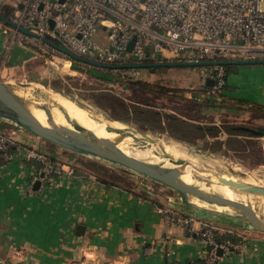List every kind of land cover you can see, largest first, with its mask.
<instances>
[{
    "label": "crops",
    "instance_id": "1",
    "mask_svg": "<svg viewBox=\"0 0 264 264\" xmlns=\"http://www.w3.org/2000/svg\"><path fill=\"white\" fill-rule=\"evenodd\" d=\"M33 60H41L34 49L19 43L8 49L7 36L0 33L2 71L12 73L17 67L32 65ZM238 69L239 78L234 80L237 90L225 95L248 99L264 114V75L257 77L258 69L254 67ZM248 74L254 80H246ZM230 78L228 74L227 81ZM194 122L203 125L202 121ZM14 133L18 139L14 147L17 158L0 170V264L202 263L206 247L198 232L206 224L219 231L220 240L228 238L235 246L216 264H264V232L243 222L197 211L183 202L176 208L196 218L195 231L167 223L156 211L157 203L150 200L154 194L149 187L105 182L72 164L71 158L59 162L71 174L53 175L38 190L33 185L29 191L40 165L25 158L26 148L43 145L34 136L17 130ZM60 148H49L54 159L67 156L62 151L67 149ZM85 247L98 257L96 261L82 262Z\"/></svg>",
    "mask_w": 264,
    "mask_h": 264
},
{
    "label": "built area",
    "instance_id": "2",
    "mask_svg": "<svg viewBox=\"0 0 264 264\" xmlns=\"http://www.w3.org/2000/svg\"><path fill=\"white\" fill-rule=\"evenodd\" d=\"M0 14L16 25L0 19V33L7 36V48L15 43L31 47L35 41L41 46L42 56L59 54L69 58L48 42L51 41L108 65L138 64L146 59L192 63L264 59V0H0ZM101 31L107 33L106 45L94 40ZM207 68L208 93L217 96L228 83L225 66ZM107 70L137 80L141 69ZM17 142V138L0 129V170L17 158ZM25 158L40 165L29 191L37 180L43 184L53 175L72 173L36 148H26ZM156 211L167 223L195 231L194 216L170 205L156 206ZM198 235L206 247V264L217 263L218 249L229 254L235 247L228 238L220 240L219 231L210 224ZM97 258L88 247L82 249L83 263Z\"/></svg>",
    "mask_w": 264,
    "mask_h": 264
},
{
    "label": "rangeland",
    "instance_id": "3",
    "mask_svg": "<svg viewBox=\"0 0 264 264\" xmlns=\"http://www.w3.org/2000/svg\"><path fill=\"white\" fill-rule=\"evenodd\" d=\"M106 35L105 31H101L95 36L94 40L106 45ZM40 47L38 42L35 41L31 46L40 55L41 60L39 62L33 60L35 63L32 62V65L17 67L12 73L10 70L2 71L0 69V80L31 83L43 85L52 90L55 89L65 96L86 105L87 109L94 115L110 123L117 122L116 117H125L128 120L124 123L126 127L129 126L157 139L195 149L199 154L208 158L209 161H215L214 163L217 166H223L224 169L229 171L232 167L238 173H245V176L242 177L237 173L230 172L232 178L246 184L264 186V135H234L233 138H230L233 140L228 141L229 135L224 131L217 136H213L216 134L215 131L200 132L190 127L189 124L180 130L170 129L167 124L165 115L170 111L171 113L176 112L177 115H175L178 117L202 121L204 125H206L205 123H208L207 125L218 123L221 126L223 123L256 129L264 128V114L261 115L259 106L256 103L252 105L250 100L238 96L226 98L228 100H220L224 95L222 96L220 93L217 96L209 95L206 80L207 67H164L157 68L155 72L146 68L141 69L138 79L134 80L130 77L121 76L118 72L72 61L68 57L59 54L54 57L42 56ZM66 60L71 63L65 62ZM242 66H237V70L233 69L234 71L229 72L231 78L228 80V85L235 90L237 89L234 86V80L239 78L237 75L238 68L250 69V67H254L258 69L255 72L257 77L261 74L264 75L262 72L264 71V64ZM252 76L248 74L246 80H254L251 78ZM122 102L143 109L146 108L152 112L150 114L140 112L130 114L122 107ZM0 129L15 138H17L15 136L17 134L14 133V130L23 132L25 135L34 136L43 146L34 145L31 147L45 151L49 155L51 152L49 148H59V146L18 129L4 120L0 121ZM169 129L173 132H179L180 135L177 133V135L172 134ZM216 141H223L218 151H214ZM62 151H65L67 156L63 160L56 157L55 160L58 163L66 162L71 158L72 164L101 177L105 182H120L130 187H138L140 184L149 187L154 194L150 200L157 203L155 206L181 207L182 198L179 193L150 178L101 159L87 157L69 150ZM206 164L207 167L211 168L210 164ZM184 178L200 184V182L192 180L190 175H186ZM200 180L204 181L203 178H200ZM216 187L225 194L237 196L225 186ZM235 192L244 200L254 203L252 196H256L264 203V195L242 193L239 190H235ZM194 198V196H188L190 201H193ZM199 201L204 203L205 206L197 205L219 211L214 204ZM221 212L238 215L233 209Z\"/></svg>",
    "mask_w": 264,
    "mask_h": 264
},
{
    "label": "water",
    "instance_id": "4",
    "mask_svg": "<svg viewBox=\"0 0 264 264\" xmlns=\"http://www.w3.org/2000/svg\"><path fill=\"white\" fill-rule=\"evenodd\" d=\"M0 19L11 26H16L12 23L10 19L6 16L0 14ZM19 29L27 34L34 35L29 29L24 27H19ZM135 37L132 39L128 51L131 52L135 43ZM54 47L65 53L73 61H78L83 64L97 66L100 68H140V69H150L155 72L157 68L164 67H212L215 65H255L264 64V59H240V60H222V61H206V62H186V61H166V62H150L146 59L143 63L138 64H128V65H108L100 63L94 60H89L81 57L72 51L68 50L63 45L53 43L48 41ZM31 83H15L9 81L0 80V121H7L16 128L29 132L35 136H38L54 145H57L63 149H67L74 153H78L87 157L97 158L104 160L106 162L119 165L130 171L141 174L147 178H150L168 188L173 189L181 195L182 202L197 211L204 213H210L218 217H225L226 219L234 220L237 222H243L247 226H250L256 231L264 232V219H262L256 212V210L248 204L233 199H228L224 196L213 194L198 188L197 186L187 184L182 181L181 177L183 172L168 169L162 167L160 164H152L147 161L131 157L124 153L118 146L106 143L104 141L98 140L93 137H88L76 128H82L78 123L72 120L69 114L65 111L62 105L58 102L50 100L42 102L39 98L48 99L46 95L39 94V92L30 91ZM55 90V89H54ZM57 91V90H55ZM60 109L64 114V117L68 123H72L74 128L67 125H59L54 121L53 111ZM42 111L47 116V122L49 126L44 125L36 116L35 113ZM113 121V120H112ZM120 121V120H117ZM122 122V121H120ZM124 123V122H122ZM108 132H117L123 136L130 135L134 138L136 142H141L144 148L146 147L145 140L137 137L136 133L142 132L130 128L120 129L117 127L109 126L106 129ZM189 152L194 153L200 157L206 158L199 152L190 147L184 146ZM162 157L168 159L171 163L182 166L185 170H190L194 174L199 176H207L213 179H218V181L229 185L235 190H239L242 193H253L264 195V186L246 184L242 181H236L225 176H219L216 172L202 169L198 166L190 165L186 160L176 159L173 156L167 154L166 152ZM208 160V158H206ZM220 168H216L215 171H219ZM231 173H237L242 177L245 176L243 172H236L232 167L230 168ZM41 186V181L37 180L34 184V190H38ZM194 196L202 201L220 205L228 206L238 213V215H233L230 213H222L213 209H207L201 207L196 203L191 202L188 196ZM83 228V227H82ZM218 255L222 256V249H218Z\"/></svg>",
    "mask_w": 264,
    "mask_h": 264
},
{
    "label": "bare ground",
    "instance_id": "5",
    "mask_svg": "<svg viewBox=\"0 0 264 264\" xmlns=\"http://www.w3.org/2000/svg\"><path fill=\"white\" fill-rule=\"evenodd\" d=\"M65 62H69V60H66ZM71 63V62H69ZM30 91L39 92V94H44L47 96V100L42 98H39L40 101H56L60 105L63 106L65 111L69 114L70 118L74 120L76 123H78L82 128H76L77 131L80 133L88 136L93 137L98 140L104 141L106 143H110L113 145L118 146L124 153L131 157H135L137 159L147 161L148 163L152 164H160L164 168L168 169H174L183 172V175L181 177L182 181H184L187 184H191L194 186H197L198 188L205 190L207 192L218 194L221 196H224L228 199H233L236 201L243 202L245 204L251 205L257 212V214L264 219V203L256 196H252V203L251 201L244 200L241 198L233 188H231L229 185L218 181V179H213L207 176H199L194 174L190 170H185L182 166L176 165L171 163L168 159L162 157V155L166 152L167 154L173 156L176 159L180 160H186L189 162L190 165L198 166L202 169H206L209 171L216 172L219 176H225L227 178L236 180L230 176V171L227 169H224L225 167L217 166L214 162L215 161H209L206 158L200 157L194 153L189 152L183 145L174 143V142H168L163 139H157L155 137L149 136V135H142L141 133H136L137 137L144 139L146 142V147L142 145L141 142H136L134 138L130 135L123 136L117 132H108L106 129L109 126L117 127L120 129H127L124 125V123L121 122H114L110 123L101 117L94 115L90 110L87 109L86 105L75 101L72 98H69L65 96L64 94L52 90L46 86L43 85H34L31 84V87L29 88ZM54 115V121L56 124L59 125H67L71 128H74L72 123H68L66 118L64 117V114L60 109H56L53 111ZM35 116L46 126H49L47 122V116L44 112L39 111L35 113ZM160 159V160H159ZM211 165V168L207 167V164ZM216 168H220L219 171H215ZM186 175H190L192 180L195 182H200V184L191 182L186 180L184 177ZM200 178H203L204 181H201ZM238 181V180H236ZM203 183V184H201ZM216 186H225L234 194L228 195L224 192L220 191ZM216 187V188H215ZM200 199L194 198L193 202L202 206H205L204 203H201L199 201ZM216 209L221 211L224 210H230V207L228 206H220L215 205ZM208 208V207H207ZM214 209V208H213Z\"/></svg>",
    "mask_w": 264,
    "mask_h": 264
},
{
    "label": "trees",
    "instance_id": "6",
    "mask_svg": "<svg viewBox=\"0 0 264 264\" xmlns=\"http://www.w3.org/2000/svg\"><path fill=\"white\" fill-rule=\"evenodd\" d=\"M236 68V69H235ZM237 70V66L234 65H228L225 66V70L227 71V73L229 74L230 71H234ZM150 70V69H149ZM208 88V87H207ZM234 88L230 87L227 83V85L222 89V91H220V94H222V98H228L229 96L225 95L226 92L229 93H233L234 92ZM139 106V105H138ZM122 107L126 109L127 113L132 114L133 112H140L142 114H150L152 111H150L149 109H143L141 107H137L134 105H130V104H126L124 102H122ZM158 113V112H157ZM116 119L126 123L128 120L125 117H116ZM165 119L167 121V124L169 125L170 129L173 130H180L182 127L186 126L187 124H189L190 127L200 131V132H205V133H209V132H214L216 133L213 136H217L219 135V133H222L223 131L226 132L229 135V140H233L230 138H233L234 135H264V128H251V127H244V126H240V125H235V124H222L221 126L219 125H202V124H198L195 123L194 121H187L182 117H178L174 114L171 113H166L165 115ZM189 122V123H187ZM191 122V123H190ZM169 129V131H171ZM172 134L177 135L179 134V132H173L171 131ZM177 133V134H176ZM180 135V134H179ZM178 138V137H177ZM180 139V138H178ZM181 140V139H180ZM227 142V141H226ZM223 143V141H216V149L214 151H218L221 148V144ZM195 264H205V262H193Z\"/></svg>",
    "mask_w": 264,
    "mask_h": 264
}]
</instances>
